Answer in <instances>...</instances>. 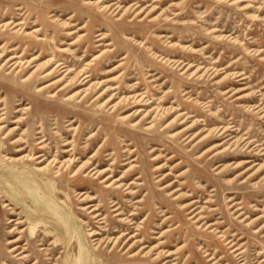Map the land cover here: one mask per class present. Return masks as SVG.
I'll use <instances>...</instances> for the list:
<instances>
[{"label": "rangeland", "instance_id": "374dc122", "mask_svg": "<svg viewBox=\"0 0 264 264\" xmlns=\"http://www.w3.org/2000/svg\"><path fill=\"white\" fill-rule=\"evenodd\" d=\"M2 53L0 150L40 158H0V264H77L78 225L81 264H264V0H0Z\"/></svg>", "mask_w": 264, "mask_h": 264}, {"label": "bare ground", "instance_id": "6f19581e", "mask_svg": "<svg viewBox=\"0 0 264 264\" xmlns=\"http://www.w3.org/2000/svg\"><path fill=\"white\" fill-rule=\"evenodd\" d=\"M99 3V2H98ZM103 5V4H102ZM104 8V7H103ZM138 10V9H137ZM138 14V13H137ZM75 15V14H74ZM13 26V25H12ZM2 30V29H1ZM8 50V49H7ZM4 53H2V54H0V61L4 58V55H3ZM26 54V53H25ZM27 55V54H26ZM24 56V55H23ZM41 56H42V54H41ZM16 57V56H15ZM15 57H12L11 59H9L8 60V63H10V62H12V60H14V59H16ZM37 58H39L38 56L37 57H34L32 60H30V61H28V62H26V65H29V64H31V63H34V62H36L38 59ZM22 61V60H21ZM41 62V61H40ZM50 62V61H49ZM48 62V63H49ZM7 63V64H8ZM2 64V63H1ZM20 63H18V62H16V63H14V66H18ZM58 64V63H57ZM189 65V64H188ZM52 66V65H51ZM185 66V65H184ZM68 68V67H67ZM186 68V67H185ZM64 71V70H63ZM71 71V70H70ZM65 73V72H64ZM50 75H52V73L50 72V73H48L45 77H47V76H50ZM78 75V74H77ZM21 76V75H20ZM63 76V75H62ZM61 76V77H62ZM74 76H75V74H74ZM28 77V76H27ZM36 77V76H35ZM75 78V77H74ZM69 79V78H68ZM80 81V80H79ZM24 82H25V80H24ZM90 82V81H89ZM105 82V81H104ZM89 84V83H88ZM57 86V85H56ZM91 86V85H90ZM62 87V86H61ZM64 87V86H63ZM59 88V87H58ZM58 90V89H57ZM111 90V89H110ZM82 92V91H81ZM74 93V92H73ZM84 94V93H83ZM75 96V95H74ZM84 96V95H83ZM116 96V95H115ZM141 97V96H140ZM70 98V97H69ZM135 98V97H134ZM133 98V99H134ZM124 99V98H123ZM107 103V102H106ZM112 104V103H111ZM117 106V105H116ZM159 107V106H158ZM157 107V108H158ZM171 108H173V107H171ZM171 110V109H170ZM175 110V109H174ZM161 111V110H160ZM159 111V112H160ZM156 113V112H155ZM181 113V112H180ZM147 114V113H146ZM144 115V114H143ZM124 120V119H123ZM14 124V123H13ZM1 129V128H0ZM224 129V128H223ZM11 130H13V129H10L8 132H7V134L5 135H2L3 133H2V131L0 130V136H2L1 138H0V140H1V143L2 144H5V142L6 141H8L9 139H10V131ZM222 130V129H221ZM17 132V131H16ZM210 132V131H209ZM196 135V134H195ZM201 136V135H200ZM11 140V139H10ZM229 142V141H228ZM226 144H227V142H226ZM67 146V145H66ZM225 146V145H224ZM212 148V147H211ZM219 148V147H218ZM3 149V148H2ZM0 150V158L4 161V162H6V163H8V164H13V166H15L16 168H21V166L23 165V161H25V163H34V161H36L38 158H40V157H34V156H31V155H29V156H18V157H11V156H8L7 154H4V151L3 150ZM15 150L14 151V153H16V154H21L24 150H25V148H23L22 146H21V144H19L18 143V141H13V142H11L10 143V147H8L5 151H12V150ZM226 149V148H225ZM204 152V151H203ZM218 152V151H217ZM64 155V154H63ZM46 157V156H45ZM25 159V160H24ZM67 159H69V158H67ZM75 159V158H74ZM228 159V158H227ZM42 160V159H41ZM52 160V159H51ZM56 160V159H55ZM58 160V159H57ZM56 160V161H57ZM80 160V159H79ZM219 160V159H218ZM219 161H221V160H219ZM53 163L54 162H51L50 164H48V165H45V166H42V167H38V168H35L34 170L35 171H33V173H31V172H27L26 174L27 175H29V176H31V177H33L34 179H35V181L40 185L41 184V186L42 185H49L50 187H52V189H53V186L52 185H50L47 181L48 180H50L51 178H52V180L53 179H59V178H62L63 176H64V174L63 173H60V171H61V169H62V166L63 165H58V167L57 166H52L53 165ZM59 163H61V162H59ZM93 163V162H92ZM81 164V163H80ZM26 167H30L31 165H27V164H24ZM75 165V161H73L72 159H70L69 160V163L68 164H66L65 165V168L66 169H69V170H71L72 169V167ZM99 165V164H98ZM101 165V164H100ZM77 166V165H76ZM99 167V166H98ZM77 168V167H76ZM88 167H87V165H82L79 169H77V171H75V172H73V173H71V175H70V178L71 179H74V180H76V179H78L79 178V174L81 173V172H83L84 170H86ZM92 168H93V166H92ZM100 168V167H99ZM75 169V168H74ZM218 169V168H217ZM106 170H103V171H101L100 173H97V174H99V175H101V174H103L102 172H105ZM132 172V171H131ZM36 173H39V174H41V175H36ZM54 174V175H50V174ZM114 173L116 174V172H115V170H114ZM93 174V173H92ZM129 174V173H128ZM131 174V173H130ZM96 176V175H95ZM108 176H110V175H108ZM114 176V175H113ZM116 176V175H115ZM127 176V175H126ZM49 177H51L50 179H49ZM84 177H86V178H88L89 177V175H85ZM111 177V176H110ZM129 177V176H128ZM94 178V177H93ZM48 179V180H47ZM128 179V178H127ZM47 180V181H46ZM95 180V179H94ZM113 179L111 178V181H112ZM124 179H122V181H123ZM119 184V183H118ZM106 186V185H105ZM30 189L31 191H35L36 189H34V188H32L30 185H29V183L25 180V190L26 189ZM107 188H109V187H107ZM116 189H120V188H116ZM53 192H54V189H53ZM37 193V192H36ZM85 195V193L84 192H82L81 194H78V195H75V196H79V197H83ZM54 196L57 198V200H58V203L60 204V205H62V206H65V203L63 202V201H60V199H58V197H57V195L56 194H54ZM38 197H39V194H38ZM40 198V197H39ZM93 198V197H92ZM83 201H85V199H83L81 202H83ZM77 202H78V200H77ZM33 205H34V203H33ZM33 205H29V202H28V198H27V196H26V192H25V215L27 214V215H32V216H35L36 218H34L33 220H31L30 222H38V223H44V224H46L49 228H52L55 232H56V234H57V236H58V238H60L61 239V236L63 237H65V235H66V237H69L70 239H71V241L72 242H74L75 240H77V237H76V231H75V227L74 226H72L73 224L74 225H76L77 226V224H76V222H69L68 220H64V219H62V220H60L58 217H57V215L58 214H56L53 210H52V207L50 206V205H45V204H41V206L42 205H44V207H46V208H44V207H39V208H37V209H35L34 207H33ZM92 205V204H91ZM94 206V205H93ZM89 209V207H87V208H84V209H82V211H87ZM96 209H94V210H92V211H90L88 214L89 215H91V214H93L94 213V211H95ZM114 210V209H113ZM120 210V209H119ZM124 211V210H123ZM113 213V212H112ZM97 214V213H96ZM139 214V213H138ZM137 214V215H138ZM56 217V218H55ZM53 218H55V219H53ZM94 218H96V217H94ZM133 218V217H132ZM135 219V218H134ZM56 220V224L57 225H61V227L64 229V231L65 232H62V231H60L59 229H58V227L56 226V224L54 223V221ZM129 220V219H128ZM127 220V221H128ZM28 221H29V219H27V217H26V220H25V223H28ZM131 221V220H130ZM12 222V221H11ZM91 223V222H90ZM90 223H83L82 221H80V224L81 225H83L84 227H86V236L88 237V238H90V239H92L94 236H96V235H98L97 233H95V232H93L91 229H90ZM100 223V222H99ZM46 226V227H47ZM45 227V226H44ZM101 227V226H100ZM30 228H28V230H29ZM76 229H78V239H79V242H80V245L83 247V252L81 253V254H79V256H78V258H77V260L75 261L77 264H81L82 263V261H87V260H90L91 262L93 261L92 260V258L93 257H95L94 255L96 254V255H98V258H94V260H95V262L97 263V262H104V256L102 257L100 254L103 252V250H100V248H101V246H102V244H105V242L106 241H103L104 239H98V240H94V247H95V249H94V251H92V250H89V248H87V244H86V241H85V239L83 238V235H82V231H80L79 230V225L77 226V228ZM94 230V229H93ZM96 231V230H95ZM122 232V231H121ZM99 233V232H98ZM126 233V232H125ZM112 234V233H111ZM122 234V233H121ZM120 234V235H121ZM108 236V235H107ZM36 237L38 238L39 237V234H36ZM118 239H114L113 241H112V248L110 249V254H112L113 253V249H115V245L118 243V241H117ZM136 240V239H135ZM108 241V240H107ZM72 242L70 243V246L72 245ZM108 243H109V241H108ZM143 244H145L144 242H143ZM77 245V244H76ZM134 245V244H133ZM27 246H28V243H25V264H29V262H31V260L28 258V256H27V252H28V249L29 248H27ZM72 246H74V245H72ZM167 246V245H166ZM84 247H86V251H84ZM103 247V246H102ZM128 247V246H127ZM151 247V246H150ZM72 247H70V249H71ZM75 248V247H74ZM142 248V247H141ZM79 249V248H78ZM78 251V250H77ZM80 251V250H79ZM148 251V250H147ZM147 251H146V253H147ZM137 252V251H136ZM157 252V251H156ZM163 252V251H162ZM71 253H72V251H71ZM170 253V252H169ZM143 254V253H142ZM137 256V253L136 254H134V255H132L130 258H135ZM71 257H73L72 255H71ZM74 258H75V256H74ZM151 260H152V258H151ZM80 261V262H79ZM107 261V260H106ZM32 264H39L37 261H35L34 263H32ZM154 264V263H153Z\"/></svg>", "mask_w": 264, "mask_h": 264}]
</instances>
